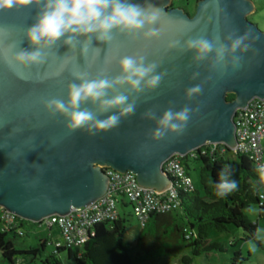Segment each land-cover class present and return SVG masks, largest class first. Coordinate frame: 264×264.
<instances>
[{
    "label": "water",
    "instance_id": "95a60500",
    "mask_svg": "<svg viewBox=\"0 0 264 264\" xmlns=\"http://www.w3.org/2000/svg\"><path fill=\"white\" fill-rule=\"evenodd\" d=\"M172 1L156 0L168 13L165 19L171 21V26L166 36L147 42L149 60L156 61L158 71L166 73L159 87L133 93L130 100L135 98L134 114L122 117L118 127L95 136L83 130L66 132L60 118L47 120L32 104L28 115L33 124H42L32 129L36 136V149L27 154L26 160L16 162L0 152V208L38 223L52 214L66 215L72 207L79 209L104 195L109 178L103 168L120 173L130 171L135 174L138 185L159 192L172 187V178L164 171L163 164L173 155L197 153L205 144H224L230 150L235 149L234 119L237 110L245 108L253 98H264V30L248 19L256 9L255 3L253 0H221V7L229 19L225 20V13H221L217 23L214 8L206 6L209 0H197L192 16L182 7L169 8ZM133 2L142 3L143 0ZM33 16L34 9L24 8L0 14V23L20 27L31 23ZM209 16L213 17L212 22H209ZM233 27H239L241 31L252 29L260 40L253 45V50L244 54L239 69H229L223 76L219 70L210 67L209 61L194 63L191 53L164 48L169 38L211 35L214 29L225 32ZM188 28L191 32L184 33ZM11 39L20 40L19 32H14ZM94 43L100 51L88 70L95 75L98 70L108 67L110 75L118 74L119 68L114 61L106 65V59L113 54V46ZM117 43L120 44V55L132 54L137 46L127 42L125 37H118ZM21 46L27 47V42ZM66 54H71L68 48L58 43L48 63L31 71L41 75L45 72L54 74ZM78 64L87 68L83 57H78ZM71 68L69 65L59 77L52 75L49 79L40 80L34 75L32 80L25 82L16 79L7 67L0 64V115H7L8 104L24 107L40 96L63 98V86L72 80ZM194 72L199 73L195 79L192 78ZM197 84L202 85V93L186 97L185 90ZM228 94L234 97L228 99ZM185 106L198 111L192 113L184 135L169 134L161 141L149 138L148 133L155 123L145 118L143 113L151 111L159 116L168 108L180 110ZM82 107L95 111L91 104ZM52 139L57 141L55 146L51 144Z\"/></svg>",
    "mask_w": 264,
    "mask_h": 264
},
{
    "label": "clouds",
    "instance_id": "9594fccd",
    "mask_svg": "<svg viewBox=\"0 0 264 264\" xmlns=\"http://www.w3.org/2000/svg\"><path fill=\"white\" fill-rule=\"evenodd\" d=\"M206 6L214 8L219 23L221 13H225L221 0H209ZM24 8L34 9L31 23L20 27L0 23V64L7 67L16 79L25 82L32 80L34 75L40 80L52 75L59 77L72 65V80L63 86V98L47 95L24 107L6 105L7 115H0V152L12 162L26 160L27 154L36 149L32 129L42 124L32 123L28 115L32 104L47 120L60 118L66 132L83 130L95 136L118 127L122 117L134 114L135 98L130 100V96L156 89L166 74L158 71L159 64L148 58L147 42L160 40L168 34L171 26V21L165 19L168 13L156 0H143L142 3L133 0H0L2 15ZM208 19L212 22L213 17ZM228 19L225 13V20ZM14 32H19L20 40L11 39ZM183 32H191V28ZM118 37H125L127 42L137 45L132 54L118 53ZM259 40L260 36L252 29L241 31L239 27H233L225 32L214 29L211 35L169 38L164 48L191 53L194 63L209 61L210 67L219 70L223 76L229 69H239L244 54L253 50ZM24 41L27 47L21 46ZM139 41L145 43L138 44ZM94 42L113 46V54L106 59V65L114 61L119 68L118 74L110 75L108 67L98 70L95 75L88 70L100 51ZM58 43L71 53L62 58L59 70L54 74H34L31 70L47 64ZM78 57L84 58L87 68L79 66ZM197 76L199 73L194 72L192 78ZM202 91V85L197 84L187 88L185 95L191 98ZM87 104L93 105L95 111L82 107ZM195 111L198 109L185 106L180 110L168 108L159 116L151 111L143 113L155 123L148 133L149 138L161 141L169 134L184 135ZM109 112L110 115H104ZM102 115L104 118H100ZM56 143L52 139V146ZM255 173L259 183L264 185V162L255 164ZM233 174L231 165L221 167L218 180L212 185L218 197H226L238 189ZM254 237L264 242V229L257 228Z\"/></svg>",
    "mask_w": 264,
    "mask_h": 264
},
{
    "label": "trees",
    "instance_id": "16d2710c",
    "mask_svg": "<svg viewBox=\"0 0 264 264\" xmlns=\"http://www.w3.org/2000/svg\"><path fill=\"white\" fill-rule=\"evenodd\" d=\"M177 0L172 6L176 5ZM233 94H228L227 98L232 99ZM192 156L194 160L201 162L200 183L201 191L190 189L183 192L181 188L174 185L177 191V208L180 214L187 221V226L178 229L173 224L174 217L171 213H150L142 227L139 236V243L154 237L148 230L151 220H160L170 227L177 228L180 238L193 248L194 254L198 255L206 249L219 248L217 244H209L203 247L208 237L210 227L218 231L227 230L230 227L241 229L242 241H254L260 246L254 234L258 228L257 222L251 221L244 211L249 210L253 204L258 206L259 215L264 216V199L261 200L259 189L261 185L255 173V167L246 154L230 150L224 144H205L199 148L197 153H188L185 156L177 155L186 171L189 168L188 159ZM225 164L231 165L234 170L233 178L238 182V189L226 197H218L212 185L218 180L221 167ZM188 173V171H187ZM122 205L121 213L115 220H104L92 226L85 243L80 250L70 247L57 248L56 253L67 251L68 258L73 257L75 264H140L148 258L160 255V250L143 255L133 253L130 244L125 241L124 236L127 231L126 212L123 210L131 205L124 197L120 198ZM3 209L0 208V256L6 264H18L19 257L33 256L46 247L48 236L40 241L39 247L29 249H17L14 240L24 236L26 232L35 227H40L34 223L18 216L6 221L2 218ZM195 234V235H194ZM234 244V243H233ZM232 244V245H233ZM233 264L236 261H244L241 251H234ZM33 259V258H32ZM51 257L45 259L44 264H51ZM182 264H191L192 259L183 257ZM55 264H59L55 261Z\"/></svg>",
    "mask_w": 264,
    "mask_h": 264
},
{
    "label": "built area",
    "instance_id": "2783aa9c",
    "mask_svg": "<svg viewBox=\"0 0 264 264\" xmlns=\"http://www.w3.org/2000/svg\"><path fill=\"white\" fill-rule=\"evenodd\" d=\"M236 146L234 151L246 154L254 167L264 162V98H253L245 108L238 109L234 119ZM216 145V144H214ZM164 171L172 178V187L156 191L153 188L138 185L135 174L130 171L117 172L103 168L109 178L108 189L104 195L87 206L72 207L66 215L52 214L38 222L48 230L56 227L59 236H49L46 245L55 249L70 247L80 250L94 224L104 220H115L119 215L118 205L124 197L132 205V213L141 226L148 214L168 213L177 208V191L174 185L183 192L194 189L192 180L177 155H173L163 164ZM261 200L264 195H259ZM3 209V208H2ZM15 215L3 209L2 218L12 220Z\"/></svg>",
    "mask_w": 264,
    "mask_h": 264
},
{
    "label": "rangeland",
    "instance_id": "374dc122",
    "mask_svg": "<svg viewBox=\"0 0 264 264\" xmlns=\"http://www.w3.org/2000/svg\"><path fill=\"white\" fill-rule=\"evenodd\" d=\"M173 0L171 4L174 3ZM197 0H177L190 11L194 10ZM255 10L248 15V19L264 30V0H253ZM188 174L192 180L194 189L201 191L200 183V167L201 162L194 160L192 156L188 159ZM259 193L264 195V186L259 189ZM121 211V207L118 205ZM246 216L253 222H257L259 229H264V216L259 215L258 206L253 204L249 210L244 211ZM125 216L127 218V231L124 239L133 249L134 254L151 253L154 250H160V255L154 258H148L140 264H182L183 257L192 259L191 264H233L234 251H241L244 261H236L234 264H264V242L258 246L254 241H242V231L238 228L230 227L224 231H218L214 227L208 230V237L205 240L203 247L209 244H217L219 248L206 249L200 254H194L193 248L189 247L187 242L180 238V233L174 226L170 227L160 220H151L148 230L151 231L154 237L149 238L142 243H139V236L142 232V227L137 218L132 213V207L128 205ZM173 224L182 229L187 226V221L180 214L174 213ZM52 234L57 237L59 232L56 227H53ZM195 235V234H194ZM47 237V228L45 226L35 227L25 233L24 236L17 237L14 240V245L17 249H29L39 247L40 241ZM234 243V244H233ZM233 244V245H232ZM51 257V264L57 261L59 264H75L74 258H68L67 251L63 250L59 253L55 252L53 245H46L45 249L33 256L19 257L18 264H44L46 258ZM33 258V259H32ZM0 264H6L0 256Z\"/></svg>",
    "mask_w": 264,
    "mask_h": 264
},
{
    "label": "flooded vegetation",
    "instance_id": "af4514ba",
    "mask_svg": "<svg viewBox=\"0 0 264 264\" xmlns=\"http://www.w3.org/2000/svg\"><path fill=\"white\" fill-rule=\"evenodd\" d=\"M172 7H182L185 10V12L188 13L190 16H192L195 13V9H196V6H195L194 7V10L193 11H190L188 8H186L182 4H179L178 2L174 6H172V4H171L169 8H172Z\"/></svg>",
    "mask_w": 264,
    "mask_h": 264
},
{
    "label": "crops",
    "instance_id": "0c3cea01",
    "mask_svg": "<svg viewBox=\"0 0 264 264\" xmlns=\"http://www.w3.org/2000/svg\"><path fill=\"white\" fill-rule=\"evenodd\" d=\"M119 207L122 208V205H121L120 203H119ZM121 210H122V209H121ZM119 212L121 213L120 209H119ZM123 212H126V210L124 209ZM168 213H171V215H173L174 213L178 214V211L173 210V211L168 212ZM52 229H53V228H52ZM52 229H51V230H48V229H47V236H48V237H49V236L55 237V236L52 234ZM57 237H58V236H57ZM57 237H55V238H57Z\"/></svg>",
    "mask_w": 264,
    "mask_h": 264
}]
</instances>
